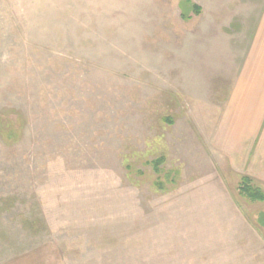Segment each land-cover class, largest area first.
Wrapping results in <instances>:
<instances>
[{"label": "rangeland", "instance_id": "1", "mask_svg": "<svg viewBox=\"0 0 264 264\" xmlns=\"http://www.w3.org/2000/svg\"><path fill=\"white\" fill-rule=\"evenodd\" d=\"M189 1L0 0V264H264V136L214 146L263 0Z\"/></svg>", "mask_w": 264, "mask_h": 264}, {"label": "crops", "instance_id": "2", "mask_svg": "<svg viewBox=\"0 0 264 264\" xmlns=\"http://www.w3.org/2000/svg\"><path fill=\"white\" fill-rule=\"evenodd\" d=\"M261 6L264 7V0ZM258 24V28L255 31L253 29L251 33L250 40L245 47L246 51H243L242 64L240 63L241 66L235 72L232 83L234 92L230 98L231 106L227 104L224 112L228 111L226 123L232 122L236 127L231 131L230 125L232 124H230L228 135L220 133L225 130L223 126L225 119L219 130V124L217 127L219 139L214 143L215 149L226 152V155H229L231 159H236L239 152L237 150L240 143L239 134L245 138L247 136H264V13ZM244 157L247 158L246 155ZM256 164H261L259 168L264 172V162L257 160L254 162V165ZM257 174L260 176V172ZM23 257L21 258L25 259L30 255ZM44 257L49 258L46 251Z\"/></svg>", "mask_w": 264, "mask_h": 264}, {"label": "trees", "instance_id": "3", "mask_svg": "<svg viewBox=\"0 0 264 264\" xmlns=\"http://www.w3.org/2000/svg\"><path fill=\"white\" fill-rule=\"evenodd\" d=\"M179 5H180V9H181V14L182 16H186V12H185V9L186 7H190L191 9L194 10V12L198 13V11L200 12V9L194 5L193 3H191L189 0H180L179 2ZM155 169L156 171H158V162L155 161ZM251 179L247 176H243L241 177V180H240V184H239V193L242 197H244L246 200H249L251 202H256V201H261L263 200V194L261 193V191L257 188V187H254L253 184L251 183ZM155 186L160 188L163 187V184L160 183V180H157L155 182ZM256 223L264 228V211H261L257 214L256 216Z\"/></svg>", "mask_w": 264, "mask_h": 264}]
</instances>
